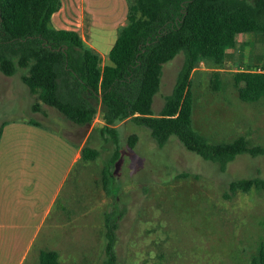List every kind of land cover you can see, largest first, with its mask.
Returning <instances> with one entry per match:
<instances>
[{"label": "rangeland", "instance_id": "1", "mask_svg": "<svg viewBox=\"0 0 264 264\" xmlns=\"http://www.w3.org/2000/svg\"><path fill=\"white\" fill-rule=\"evenodd\" d=\"M64 1L72 13L65 12L64 18L60 13L59 25L77 31L102 63L108 62V51L126 21V0L77 1L79 6ZM82 6L91 10L84 15ZM182 59L180 53L163 65L152 102L155 113L173 89ZM263 64L264 39L248 32L238 34L235 44L226 48L223 65H197L191 74L193 128L213 142L242 134L250 144L264 146V97L242 101L233 79L237 69L261 70ZM22 73L24 69L12 75L0 72V124L12 118L33 119L79 142L87 135L86 142L99 150L95 159L80 160L70 168L56 201L67 191L52 206L42 227L35 225L34 214L41 208L40 191L43 185L46 189L51 158L31 154L25 162L21 196L26 201L5 208L8 225L4 222L0 228V241L12 232L20 237V244L24 239L26 246L34 243L27 264L46 248L56 250L65 264H104L106 217L116 224L114 252L123 264H253L258 245L264 244V193L253 188L230 194L227 186L236 178L264 177V156L238 155L221 171L215 162L185 148L176 135L159 146L148 127L125 120L116 127L121 156L111 166L114 175L107 194L102 188V168L115 142L111 133L101 131L100 111L91 130L90 124H74L42 103L39 111H33L37 98L21 81ZM130 135L137 137L132 149L127 146ZM34 234L37 240H32Z\"/></svg>", "mask_w": 264, "mask_h": 264}, {"label": "trees", "instance_id": "2", "mask_svg": "<svg viewBox=\"0 0 264 264\" xmlns=\"http://www.w3.org/2000/svg\"><path fill=\"white\" fill-rule=\"evenodd\" d=\"M126 2V21L108 51V62L102 63L77 31L53 26L51 17L60 9L61 0H0V72L12 75L25 70L20 78L36 95L33 111H39L42 103L77 125L91 124L100 111L101 131L111 133L115 142L114 152L102 168V188L107 194L114 175L111 166L121 156L116 127L125 120L148 127L159 146L176 135L185 148L215 162L221 171L238 155L264 156V146L250 144L245 135L213 142L196 131L191 90V74L201 59L221 66L226 48L235 44L238 34L259 33L264 39V0ZM180 53L183 59L174 87L155 113L152 102L160 88L163 65ZM233 79L242 101L264 97L263 68L237 69ZM4 124H0V135ZM136 141L135 135L128 136V148ZM81 154L91 160L99 150L86 144ZM253 188L264 193V177L257 174L230 180L227 191L235 194ZM104 222V264H123L114 252L116 224L108 217ZM252 262L264 264L263 242ZM32 264L65 263L56 250L46 248Z\"/></svg>", "mask_w": 264, "mask_h": 264}, {"label": "crops", "instance_id": "3", "mask_svg": "<svg viewBox=\"0 0 264 264\" xmlns=\"http://www.w3.org/2000/svg\"><path fill=\"white\" fill-rule=\"evenodd\" d=\"M72 1L76 3L77 1L85 2L86 0ZM61 2L60 9L54 12L51 17L52 24L54 23L53 25L56 28H66L60 26L58 23V21H61L60 15L64 18L65 12H67L68 16L72 13L68 7L70 4L66 6L64 0H61ZM76 6L73 5L72 7L76 8ZM79 9L84 15H86V10H91L89 6H82ZM91 129L92 125L89 130ZM86 138L87 135L79 142L43 124L31 123L24 119L12 118V120L5 122L0 135V228L2 227L3 229L5 227L4 222L8 225V220L5 221V208L11 203L18 204L21 202L25 203L26 201L21 196V185L25 186L24 165L28 158L32 157L31 154H34V156L38 154L40 155L39 158H42V156L44 158H51L50 164L46 168V189L44 190L43 185L40 191L42 193L39 199L41 208L34 214V221L38 219L35 225L42 227L47 216L52 211V206H56L58 200L62 199L63 193L67 191H63L60 198L56 201V196L60 190V186L64 182L66 174L70 168L74 169L80 160H85L82 157L81 150L84 145H89L86 142ZM22 145H25V147L23 148ZM34 147H38L39 150ZM32 198L34 201L38 199L37 196H32ZM43 203L46 204L44 212L42 210ZM38 234L36 237L34 234L32 240H37ZM19 239L20 237L12 232L7 233L2 238L0 241V264H27L30 248H32L34 243L26 246V240L24 239L23 243L20 244Z\"/></svg>", "mask_w": 264, "mask_h": 264}, {"label": "built area", "instance_id": "4", "mask_svg": "<svg viewBox=\"0 0 264 264\" xmlns=\"http://www.w3.org/2000/svg\"><path fill=\"white\" fill-rule=\"evenodd\" d=\"M197 65H198L197 67H199V66H207V65H209L211 68L213 67V65H212L211 63H208V62L205 61L204 59H201V60L198 62Z\"/></svg>", "mask_w": 264, "mask_h": 264}]
</instances>
